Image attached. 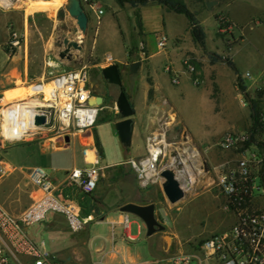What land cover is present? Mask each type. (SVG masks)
<instances>
[{
  "label": "crops",
  "instance_id": "0c3cea01",
  "mask_svg": "<svg viewBox=\"0 0 264 264\" xmlns=\"http://www.w3.org/2000/svg\"><path fill=\"white\" fill-rule=\"evenodd\" d=\"M29 1L32 0H10L11 7L0 10V93L16 88H27L28 84L47 79L50 74L66 71L63 70V64L56 60L45 65L44 49L39 53L37 52L36 43L32 38V35L35 34L34 28L39 34L41 33L36 28L35 23L32 22L34 13L28 11ZM181 1L186 4L185 0ZM207 1L211 0H204L203 5L206 13L200 12L199 9L194 12L186 4L188 9L195 14L197 22L204 30V45H200L194 40L189 20L185 15L176 13L157 1L152 4L139 5L137 10L142 22V32L140 33L139 29L136 28V9L131 8L127 16L120 12L122 7L115 0L117 11L113 13V16L118 23L119 40L124 47V53L116 57L108 54L107 56L112 57V61H107V56L101 58L94 48L97 43L96 38L100 37L99 28L102 19L100 18L98 22L94 13L85 10L88 15V28L86 33L82 34L83 38L81 39H83V43L90 41L93 44L92 54L99 58L96 63L92 64V67L102 75L103 68L112 64L118 66L122 78V89L133 109L134 128L131 146L127 148L120 143L115 130V123L122 120L116 106V99L110 92L111 86L100 75L99 83L101 84L90 87V90L94 97H104L94 128V140L95 147L101 157L100 178L101 180L108 179L111 187L110 204H106V201L103 200L102 188L87 195L74 186L64 184L61 187L59 194L64 199L77 202L81 217L84 219L90 217L89 220L95 221L96 226H98L92 236L88 232L87 225L84 226L81 231L76 233L77 240L73 245L65 249L54 250V253L66 264H122L129 262L167 264L171 257L167 258L165 254L171 247L170 241L167 240L162 231L158 233L159 238L155 242L151 239L149 243L144 241L142 238L146 228L144 222L136 216L131 218L129 214L120 211V207L127 203L139 205L154 203L156 205L155 215L160 222V217L163 218V214L167 215L170 210L174 213V216L171 217V220L174 221L175 216L182 211V208L191 204L201 212L211 206H219L230 215L231 218L229 217V219L234 224L235 217L225 211V198L217 185L219 174L233 167L239 158L234 151L219 146L221 139L228 132L216 138H197L186 127L177 111L173 107L168 108L169 102L162 96L168 78L172 82L173 74L167 71L168 68H171L175 74L181 73L186 75L188 79L192 78L184 66V61L189 60L196 64L202 84L209 82L212 86L209 97L216 102V110L219 109L221 89L217 83L218 69L223 68L225 64L221 61L216 63L210 61V54L219 55L220 49L214 33H209L208 28L215 27L216 34H221L216 15L215 23L208 21L209 15L213 11L207 8ZM215 1L217 4L213 8L232 0ZM259 2L263 3L264 0H259ZM98 5L101 6L99 3ZM36 8H46V6L40 5ZM219 13L227 19L230 31L234 29V26L239 27V22L235 18L233 19L229 12L221 11ZM73 22L76 24L75 20ZM12 27L24 37L21 46L13 54L9 53L7 49ZM162 29H168L174 35L175 40L169 48L168 46L165 49L157 47V36L160 35ZM240 30V38L244 40L245 30L242 26ZM140 42H143L147 49L145 60L138 57ZM235 42H237L236 39ZM82 48V52H84L86 47L82 46ZM131 51L132 58L129 59ZM223 58L227 57L224 56ZM137 61L141 62L140 67L136 73H131L130 64ZM263 72L264 68L259 77L262 76ZM179 84L180 79L178 84L174 85ZM213 84L220 89V94L217 97L213 95ZM196 86L200 87L201 85ZM235 86L242 100V92L238 85ZM150 89H153L151 97L149 96ZM246 91L248 93L247 86ZM249 97L257 103L260 111L264 113V90H258L255 96L249 94ZM250 114L251 108L244 118V131H250L252 127ZM248 116H250L249 121ZM170 131L176 137L173 142L167 141V134ZM163 134H165L166 142L169 144L168 152L174 151L182 168L191 176L192 185L189 191H185V196L177 203L172 204V207L165 205L163 208H159L158 205L166 200L161 187L163 178L160 177L156 183L144 187L138 181L128 160L146 155L147 139L153 135ZM139 138H142L145 148L140 152L131 154L130 150L135 140H139ZM83 142L82 138H74L66 144L55 146L48 137V148L37 145V147H33L31 152L34 155L40 154L46 157L50 176L55 183L59 184L71 169L90 166L83 157L82 151L85 148ZM36 149L39 151L36 152ZM175 171L179 180L182 181V176L177 170ZM149 190H152L150 195ZM123 198L124 200H122ZM121 200L122 202H120ZM62 229H68L67 224L62 216L56 215L54 221L48 224V230L58 231ZM212 235L204 236L203 239ZM153 236L155 234L149 237ZM190 254L196 257L197 264H214L200 261L203 258L200 249Z\"/></svg>",
  "mask_w": 264,
  "mask_h": 264
},
{
  "label": "built area",
  "instance_id": "2783aa9c",
  "mask_svg": "<svg viewBox=\"0 0 264 264\" xmlns=\"http://www.w3.org/2000/svg\"><path fill=\"white\" fill-rule=\"evenodd\" d=\"M84 10L96 15L99 22L103 8L95 0H80ZM10 0H0L1 9H9ZM220 23H228L225 16ZM229 28V25L225 26ZM22 36L15 31L10 34L7 46L9 53H14L21 46ZM169 38L166 34L157 36V47L165 49ZM138 57L145 60L147 49L143 42L139 43ZM107 61H112L107 56ZM186 71L192 76L195 85L201 84L196 66L189 60L184 61ZM172 73V83L178 84L179 77ZM245 77L252 78L247 72ZM241 78V77H240ZM89 75L86 67H76L50 74V77L27 88L42 91L47 98L35 104L27 116L28 126L25 132L30 135L44 134L55 146L66 144V138H82L84 140L83 157L89 167L73 168L66 174L61 183H55L42 166L31 167L28 173L33 187L31 204L20 214L14 215L0 205V264H66L57 254L50 252L44 241L35 239L29 232L34 225L43 222L49 213L64 218L70 231H81L90 221L80 215V207L74 200L64 199L59 191L66 184L77 187L84 194L90 195L98 187L102 167L101 157L95 147L94 128L98 121L102 105H91L90 99L95 98L89 87ZM241 82L243 80L241 78ZM264 85V72L260 77ZM240 90V89H239ZM247 93V91H246ZM241 104L251 107L245 93L242 92ZM248 103L246 102V100ZM0 104V130L3 140L11 142L14 133L21 125V105L28 100ZM20 112V113H19ZM36 117H43L44 123H36ZM259 121L261 133L254 135L257 142H251L252 132H228L221 139L219 146L234 151L238 160L218 176L217 185L225 198L224 209L235 217L234 224L228 229L215 233L205 239L200 251L201 262L214 264H264V113ZM29 127V128H28ZM6 128L8 136L3 134ZM22 140V139H21ZM261 143V145H259ZM169 144L166 136L153 135L147 139V153L139 158H130L128 163L134 170L138 181L144 187L156 183L164 169H172L182 176L179 180L187 192L191 189L192 178L185 172L174 151L168 152ZM5 165L0 162V176ZM177 176V174H176ZM196 257L187 252L173 255L167 264H192ZM122 264H138L134 262Z\"/></svg>",
  "mask_w": 264,
  "mask_h": 264
},
{
  "label": "rangeland",
  "instance_id": "374dc122",
  "mask_svg": "<svg viewBox=\"0 0 264 264\" xmlns=\"http://www.w3.org/2000/svg\"><path fill=\"white\" fill-rule=\"evenodd\" d=\"M48 1L32 0L28 3V11L34 13L32 22L35 23L36 28L41 33L39 34L34 28L35 34L32 35V38L36 43L38 53L44 49L45 65L56 60L63 64V70L86 67L89 75V87L96 84L100 85L101 74L92 67V64L99 60L98 57L92 54L93 44L90 41L89 43H83L81 31L68 14L64 18L59 17V11L65 8L66 3L59 7L57 4H52V0ZM96 1L101 5L104 13L100 16L102 19L99 28L100 37L96 38L97 43L94 48H96L101 58H105L108 54H111L112 57L123 55L124 47L119 40L118 23L113 16V13L117 11L116 2L115 0ZM147 1V4L155 3L154 0ZM185 2L194 12L199 9L200 12L206 13L203 5L204 0H185ZM40 5H45L46 8H36ZM131 8L129 4H125L120 12L128 16ZM212 11L213 13H210L208 18L210 23H215V15H223L219 13L221 11L229 12L232 18L239 22V27L234 26L231 31L228 27H219L221 35L216 34L215 27L208 28L209 33H214L213 35L219 43V56H226L225 59L230 60L234 66L233 69L228 66L226 61H221L225 65L223 68L218 69L217 83L221 89L219 109L216 110V102L209 97L212 91L209 82L203 84L201 82L199 87L193 83L192 78L188 79L186 75L181 73L177 74L180 84L174 85L171 79L168 78L167 86L162 93L163 99L169 102L168 108L173 107L177 111L186 127L197 138H216L229 131L242 132L245 130L244 118L249 113V106L242 107L240 93L235 86L238 85V77L242 78L251 96H255L258 90H264L259 77L264 68V2L260 3L259 0H232L216 6ZM241 26L245 30L244 40L240 38ZM12 31L20 34L13 27L10 29V33ZM160 32V34L168 36L167 46L168 48L171 47L175 40L173 33L168 29H162ZM64 38H68L70 41L77 40L86 49H84V52H82L83 48L81 50L71 49V58L69 60L62 59L59 53L64 48ZM23 39L22 36L21 44ZM235 39L237 42H235ZM194 65L196 66V64ZM247 72L252 75L251 79L245 77ZM110 86L112 89L110 92L113 94V98L117 100L119 88L113 85ZM220 89L213 84L214 97L220 94ZM29 90V88H16L7 92L23 94ZM245 100L248 103L247 99ZM250 116L247 118L248 121ZM3 134L5 135L4 132ZM175 139L173 132L170 131L167 134V141L173 142ZM37 145L48 148V140H46L44 134H27L22 140L8 142L3 140L0 130V162L5 165V171L0 176V205L14 215L23 212L32 201L31 192L33 187L28 178L30 168L27 167L42 166L50 175L46 157L40 154L34 155L31 152L33 147H37ZM143 148H145V143L142 138L136 139L130 153L140 152ZM38 151L39 149H36V152ZM99 188L103 189V200L106 201V204H110L111 187L108 179L101 180L99 178L97 189ZM151 193L152 190H149V195ZM165 205L172 207V204L167 200L159 204L158 207L163 208ZM171 211L167 215L163 214V218L160 217L161 223L164 222L162 225L165 227L162 233L171 243L170 249L165 254L167 258L172 257L179 251L187 253L198 251L205 240V238L203 239L204 236L222 232L233 224L229 219L230 215L225 213L219 206H211L201 212L191 204L183 207L182 211L175 216L174 221L171 220V217L174 216ZM56 215L49 213L43 222L34 225L29 230L35 239L44 241L46 248L53 253L55 249L70 247L77 240V234L69 229L48 230V224L54 221ZM129 216L131 218L135 217L130 214ZM86 225L89 234L92 236L98 227L96 222L90 220L87 221ZM158 233L160 231L155 233V236L149 237L145 228L142 238L147 243L150 239L155 242L159 238ZM192 264H197V262L194 261Z\"/></svg>",
  "mask_w": 264,
  "mask_h": 264
},
{
  "label": "water",
  "instance_id": "95a60500",
  "mask_svg": "<svg viewBox=\"0 0 264 264\" xmlns=\"http://www.w3.org/2000/svg\"><path fill=\"white\" fill-rule=\"evenodd\" d=\"M217 4V1L211 0L206 2V6L209 10ZM68 14L71 18L75 20L78 29L82 34H85L88 28V15L84 10L80 0H67L64 9L59 11V17L64 18ZM63 50L60 51L59 56L62 59L69 60L71 58V49L81 50L82 46L78 41H70L68 38L63 39ZM141 62L137 61L130 64V72L136 73L140 67ZM102 76L107 81L109 85L117 86L119 88V93L116 100V106L122 120L115 123V130L118 134V139L122 145L129 148L132 143L133 134V109L130 104L128 97L122 89V78L117 65L112 64L102 69ZM104 102L103 96H98L90 99L91 105H102ZM250 105L251 102L249 101ZM36 123L43 124V117H36ZM70 139L67 137L66 142ZM160 176L163 178L161 184L162 191L166 200L170 204H175L180 201L185 196V190L180 184L176 173L172 169H164L161 171ZM156 205L150 203L147 205H139L135 203H127L120 207V211L125 214H130L136 216L142 220L146 226L147 235L152 236L156 232L163 231L165 229L164 225L156 218L155 215Z\"/></svg>",
  "mask_w": 264,
  "mask_h": 264
},
{
  "label": "trees",
  "instance_id": "16d2710c",
  "mask_svg": "<svg viewBox=\"0 0 264 264\" xmlns=\"http://www.w3.org/2000/svg\"><path fill=\"white\" fill-rule=\"evenodd\" d=\"M157 1L165 6H167L169 9L175 11L176 13L179 14H183L185 15L190 23V28H191V34L194 38V40L196 42H198L200 45H204V40H205V33L203 28L199 25V23L197 22L196 18H195V14L193 12H191L188 7L186 6L185 3H183L181 0H154ZM116 2L118 3V5H120L121 7H124L125 4H129L132 8L136 9L135 12V20H136V25L137 28L139 29L140 33L142 32V22H141V18L138 12V6L139 5H146L147 4V0H116ZM222 15H216V19L218 21L219 27H225L228 25V23H220V17ZM210 61L212 63H216L219 61H226L228 66H230L231 68L234 69L233 63L230 60H227L217 54H210ZM132 58V51L129 53V59ZM151 84V81H149ZM238 88L240 89L241 92L245 93L246 97L248 98V100L251 102V119H252V127H251V132H252V136H251V142H257V140L255 139L254 135L256 134V132L261 133L262 131V125L259 121L260 115H261V111L257 105V103L250 99L249 94L246 93V86L244 84H242L241 82V78L238 77ZM120 91V90H119ZM153 95V89L149 90V96L151 97ZM109 98V96H108ZM261 145V143L259 144ZM262 147H264V145H261Z\"/></svg>",
  "mask_w": 264,
  "mask_h": 264
},
{
  "label": "bare ground",
  "instance_id": "6f19581e",
  "mask_svg": "<svg viewBox=\"0 0 264 264\" xmlns=\"http://www.w3.org/2000/svg\"><path fill=\"white\" fill-rule=\"evenodd\" d=\"M3 1L8 2L9 0H3ZM38 1L42 2L43 0H38ZM49 1H51V0H49ZM66 1L67 0H52V4H57L60 7V6L64 5L66 3ZM46 98H47V96L42 91H35L33 89H30L28 92H24L23 94H21V93L17 94V93H12V92L0 93V104L2 106L9 104V103H14V105H16L15 102L22 101V100H28V103L26 105L18 106V107H20V109L22 111L21 113L19 112L20 113V119H21V125L19 127V131L14 133V136H13L14 139L21 140L25 136H27V134H29V133H25V132H34V131H25V130H27L26 128L28 126L27 116H25V115L33 110V107L35 104L42 103L41 100L46 99ZM3 132L5 133L6 136H8V133L6 132V128H4Z\"/></svg>",
  "mask_w": 264,
  "mask_h": 264
}]
</instances>
